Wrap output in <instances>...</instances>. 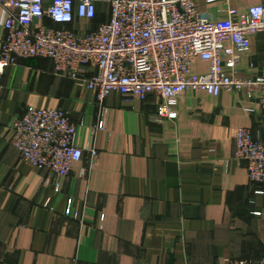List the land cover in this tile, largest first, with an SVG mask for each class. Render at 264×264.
<instances>
[{"label":"crops","instance_id":"0c3cea01","mask_svg":"<svg viewBox=\"0 0 264 264\" xmlns=\"http://www.w3.org/2000/svg\"><path fill=\"white\" fill-rule=\"evenodd\" d=\"M254 5L264 0H198L212 21L226 18L232 8L241 13ZM110 15V0H99L93 20L67 27L92 31ZM4 18L0 10V43ZM43 22L61 27L48 18ZM251 41L236 70L256 81L264 78V32ZM195 69L207 72L208 64L198 62ZM260 94L258 88L219 96L189 90L170 100L151 95L140 101L112 92L100 101L56 74L51 59H19L0 81V264L260 260L264 193L257 191L264 185L253 182L247 162L234 157L241 127L264 139ZM164 103L175 118H157ZM29 106L70 114L76 143L85 151L68 175L33 167L10 143L14 120ZM101 120L104 128L96 129Z\"/></svg>","mask_w":264,"mask_h":264},{"label":"built area","instance_id":"2783aa9c","mask_svg":"<svg viewBox=\"0 0 264 264\" xmlns=\"http://www.w3.org/2000/svg\"><path fill=\"white\" fill-rule=\"evenodd\" d=\"M98 2L0 0L6 30L0 43V81L19 59L49 58L56 74L86 87L100 101L112 92L146 101L151 95L178 98L189 90L219 96L225 90L251 93L258 88L264 117V78L244 79L236 70L240 56L252 47L251 37L264 32V5L241 13L232 8L226 18L212 21L199 10L198 0H110V18L95 30L67 27L93 20ZM45 18L61 27L46 25ZM198 62L208 64L207 72L196 71ZM175 117L169 104L158 106V119ZM95 128H104V121ZM76 136L77 127L63 108L29 106L14 120L10 143L24 161L61 178L84 156ZM90 152L98 156L97 149ZM234 157L247 162L253 182L264 185L263 138L241 127ZM229 264H264V255L257 261L235 259Z\"/></svg>","mask_w":264,"mask_h":264}]
</instances>
